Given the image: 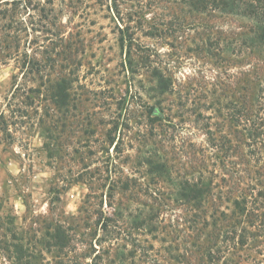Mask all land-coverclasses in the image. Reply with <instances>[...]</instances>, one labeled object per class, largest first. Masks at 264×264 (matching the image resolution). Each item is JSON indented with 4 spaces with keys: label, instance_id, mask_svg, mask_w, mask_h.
Here are the masks:
<instances>
[{
    "label": "rangeland",
    "instance_id": "1",
    "mask_svg": "<svg viewBox=\"0 0 264 264\" xmlns=\"http://www.w3.org/2000/svg\"><path fill=\"white\" fill-rule=\"evenodd\" d=\"M217 0H0V264H264V41Z\"/></svg>",
    "mask_w": 264,
    "mask_h": 264
},
{
    "label": "trees",
    "instance_id": "2",
    "mask_svg": "<svg viewBox=\"0 0 264 264\" xmlns=\"http://www.w3.org/2000/svg\"><path fill=\"white\" fill-rule=\"evenodd\" d=\"M195 4L200 6H204V8L209 5H216L217 0H190ZM230 4L232 7H240L244 6V12L247 14H252L256 17L257 20L261 23L260 30L261 36L260 38L264 41V0H231Z\"/></svg>",
    "mask_w": 264,
    "mask_h": 264
}]
</instances>
